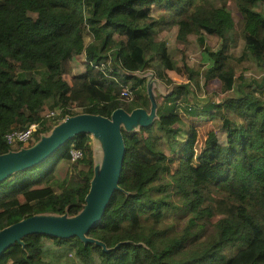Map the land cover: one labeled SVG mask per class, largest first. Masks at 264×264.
<instances>
[{
  "label": "trees",
  "instance_id": "1",
  "mask_svg": "<svg viewBox=\"0 0 264 264\" xmlns=\"http://www.w3.org/2000/svg\"><path fill=\"white\" fill-rule=\"evenodd\" d=\"M154 5L166 12L160 21L151 15ZM235 5L243 42L239 60L250 55L264 66V0ZM161 24L176 27L175 40L183 48L191 34L200 43L205 35L219 38L221 47L207 52L205 70L219 81L214 98L198 100L187 82L173 79L170 72L197 82L198 73L184 60L176 65L166 43L155 39ZM114 36L121 39L111 47ZM235 37L232 15L216 0H0V154L33 145L67 116L147 110L135 72L155 70L149 63L157 58L164 69L156 72L168 86L152 121L121 127L125 153L118 189L85 234L94 241L28 234L0 254V264H45L44 238L89 264H264V75L237 79L228 52ZM82 53L85 69L73 74L72 60ZM38 69L44 70L40 78L33 74ZM64 75H71L70 83ZM123 86L133 92L127 101L119 96ZM48 100L60 110L51 117L43 114ZM218 110L226 111L223 141L216 130L202 138L191 122L164 121L179 113L199 120ZM35 122L41 127L28 142L16 147L6 142L7 132ZM72 148L82 157L72 161ZM93 164L89 132H81L51 155L15 170L0 181V230L26 217L77 215L95 176ZM170 213L184 217L181 228L166 222Z\"/></svg>",
  "mask_w": 264,
  "mask_h": 264
},
{
  "label": "rangeland",
  "instance_id": "2",
  "mask_svg": "<svg viewBox=\"0 0 264 264\" xmlns=\"http://www.w3.org/2000/svg\"><path fill=\"white\" fill-rule=\"evenodd\" d=\"M216 2L218 5H224L226 7V10L232 15V18L236 24L235 41H232L230 43L228 52L234 57L232 63L235 66L237 79L239 78L240 80H244L245 82H250L251 79L253 78L262 77V75H264V66L258 64L257 60H255L253 57H251L250 55H246L244 59L239 60V57L242 54L243 42L239 36V26L241 25V16L235 5V0H216ZM165 13L166 12L164 11L163 7H159L156 5L152 7L151 15L153 18H155L158 21H160L161 15ZM175 32H176L175 26L174 27L172 26L170 29H167V28H162V24H161L160 27L157 28L154 36L156 40H162L166 43L167 52L170 54L171 60L176 65H180L181 60H184L190 68H192L198 73V80L197 82L189 81L187 78H185L184 73L175 74L173 72H170V74L171 75L174 74L173 79L177 83L187 82L190 90L196 95H198L197 97L198 100L207 97L214 98L215 97L214 94L219 93L218 92L219 81L210 78L209 75L205 73V70H206V65L208 64L207 52L211 50H218L221 47L219 38L216 35H205V38L200 43L199 38L196 37V35L191 34L188 37V43L183 48L182 44L176 42ZM82 34L85 43H88L91 40V36L86 31V27L84 25H83ZM119 39H121L119 36H114L110 46L113 47ZM110 46L107 47L106 51L110 50L111 48ZM149 64H152L155 70L151 68H147L146 70L135 72L136 78H142L141 84L138 86L137 89L141 94H143V96H146L144 98V102L148 104L149 108L147 109V111L150 110L151 103L153 101H155V108H156L157 101H161L160 98L163 96V94L167 93L168 90L167 89L168 86H166L164 81L159 77V75L156 72V70L163 71L164 69V66L160 63V59L157 58ZM84 69H85L84 55L82 53L76 56L74 60H72V73L76 74L79 72H83ZM33 74L36 77L40 78L41 76L44 75V70H40V69L35 70ZM63 77L68 83H70L71 75H64ZM253 88L255 89L256 87ZM257 92L259 93V90ZM218 96L221 95L218 94ZM262 96L264 97V94ZM127 100L128 99H126L125 101ZM142 108L145 109L147 108V106ZM71 109L73 112H79V108L77 106L71 105ZM51 110L55 112L60 111L57 107L52 106L51 100H48L45 103L43 114L46 115ZM225 113H226L225 110H218L217 113L212 117L204 116L203 118L194 121H191L189 118H187V116H185L184 113H179V114H173L170 117L165 118L164 121L165 123H173L180 118L184 122H191V124L196 125L199 128L200 130L199 136H201L202 138L205 137L208 132L212 130H216L219 136V140L223 141L224 133L221 132L220 130L222 127ZM227 115L233 121H239L240 119V118H236V116L232 113H228ZM60 122L56 123L48 132H51V130L55 126H57ZM89 137H90V144L92 148V155L94 161L93 165L95 169L99 171L104 157L103 145L101 140L93 133H89ZM163 145L165 149L164 150L165 155L167 157H172L173 156L172 151H170L165 146V144ZM16 146L17 145H14L13 147ZM169 166H170V173L173 174L175 167L174 163L170 162ZM193 167L195 168L194 163H193ZM79 168H85V167L81 164ZM202 176L204 177L206 175L202 173ZM185 192L189 195L191 193V188L186 186ZM174 215L175 214L170 213V215L166 217V222L167 223L173 222L174 228L179 229L184 225L185 219L184 217L179 216L178 214H176L175 216ZM42 251H43V255H42L43 261L45 262V264H89V263L81 262L74 255L73 251L70 250L67 246L57 245L50 238L43 239ZM230 253L235 254L236 250L233 249ZM7 260H12V257L8 258ZM91 264H97V261Z\"/></svg>",
  "mask_w": 264,
  "mask_h": 264
},
{
  "label": "water",
  "instance_id": "3",
  "mask_svg": "<svg viewBox=\"0 0 264 264\" xmlns=\"http://www.w3.org/2000/svg\"><path fill=\"white\" fill-rule=\"evenodd\" d=\"M155 116V101L150 110L133 109L129 114L123 108H116L109 117L90 113H78L64 117L51 132L34 145L16 151L0 154V181L15 170L29 167L58 150L69 138L81 132L93 133L103 145L104 157L99 171L85 195L84 207L75 216L26 217L0 230V254L28 234H44L58 238L77 236L82 241L93 242L85 234L94 227L113 192L118 189L125 147L121 127L131 130L136 125H145Z\"/></svg>",
  "mask_w": 264,
  "mask_h": 264
},
{
  "label": "built area",
  "instance_id": "4",
  "mask_svg": "<svg viewBox=\"0 0 264 264\" xmlns=\"http://www.w3.org/2000/svg\"><path fill=\"white\" fill-rule=\"evenodd\" d=\"M132 93H133L132 89H130L127 86H123L119 96L121 99H130L132 97ZM57 112L51 110L46 114V116L48 117L54 116ZM40 127H41L40 123L35 122V123H31L24 129L13 128L11 131L5 134V140L8 144L12 146L21 142L22 143L28 142L32 136L33 131L39 129ZM70 155H71V160L74 161L81 158L83 152L80 149L72 148L70 150Z\"/></svg>",
  "mask_w": 264,
  "mask_h": 264
},
{
  "label": "bare ground",
  "instance_id": "5",
  "mask_svg": "<svg viewBox=\"0 0 264 264\" xmlns=\"http://www.w3.org/2000/svg\"><path fill=\"white\" fill-rule=\"evenodd\" d=\"M56 152V151H55Z\"/></svg>",
  "mask_w": 264,
  "mask_h": 264
}]
</instances>
